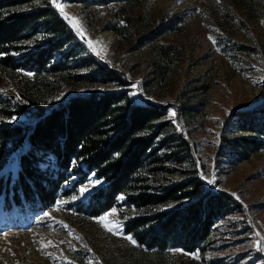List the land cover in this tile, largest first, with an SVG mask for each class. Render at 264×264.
Wrapping results in <instances>:
<instances>
[{
    "label": "trees",
    "instance_id": "16d2710c",
    "mask_svg": "<svg viewBox=\"0 0 264 264\" xmlns=\"http://www.w3.org/2000/svg\"><path fill=\"white\" fill-rule=\"evenodd\" d=\"M74 1L85 10L117 4L104 27L129 48L145 52L138 64L152 68L146 92L160 95L159 89L184 66V45L169 38L177 31L176 16L156 24L129 10L139 0ZM19 71L29 76L18 77L17 94L0 90L4 210L25 216L48 211L95 172L106 183L92 191L81 210L93 217L123 206L125 231L150 251L202 252L227 221L232 231L250 228L242 227L243 203L202 178L191 140L169 117L173 104L143 100L126 70L100 61L52 0H0V80ZM52 81L87 91L59 100ZM33 82L49 92L36 94ZM111 85L117 88L107 89ZM184 114L194 118L190 109ZM221 143L219 157L231 165L261 152L264 101L235 110L225 122ZM209 264L231 262L211 257Z\"/></svg>",
    "mask_w": 264,
    "mask_h": 264
},
{
    "label": "rangeland",
    "instance_id": "374dc122",
    "mask_svg": "<svg viewBox=\"0 0 264 264\" xmlns=\"http://www.w3.org/2000/svg\"><path fill=\"white\" fill-rule=\"evenodd\" d=\"M59 4L77 20L92 47L96 40L112 39L106 54L99 57L126 70V75L134 80L130 86L143 100L173 104L169 117L178 121L191 140L202 178L217 191L235 194L244 205L242 227L250 228L232 231L227 221L202 252L182 248L150 251L125 231L128 214L123 215V206L93 217L81 210L80 205L92 191L106 183L93 172L73 194L58 199L65 203L56 202L42 213L25 216L9 212L0 201V264H209L211 257H221L231 264H264V149L236 165L219 157L226 120L235 110L250 109L264 101V0H139L130 5L134 15L155 19L156 24L170 22L176 16L173 25L177 31L169 38L184 45L187 60L159 89L160 95L144 89L152 70L151 66L138 64L139 59L146 57L145 52L129 48L126 41L104 27L117 4L87 10L74 0H59ZM132 65L135 71L130 70ZM19 76L28 79L29 73L6 75L0 80V90L17 94ZM116 88L111 85L107 89ZM53 89L59 100L87 91L73 90L63 83H55ZM31 90L36 94L49 92L40 82H33ZM186 109L193 112L194 118L186 117ZM90 183L95 186L81 193L80 189ZM122 199L123 196L120 202ZM112 209L116 213L104 221L113 228L108 231L98 218Z\"/></svg>",
    "mask_w": 264,
    "mask_h": 264
},
{
    "label": "snow or ice",
    "instance_id": "6c2138e0",
    "mask_svg": "<svg viewBox=\"0 0 264 264\" xmlns=\"http://www.w3.org/2000/svg\"><path fill=\"white\" fill-rule=\"evenodd\" d=\"M52 2H53L54 4H56V6H57L58 8L61 9V11H63V5L57 3V0H52ZM65 16H66V18H67V14H65ZM72 19H73V21H74V26L78 27V26H79V25H78V22L75 21V18H72ZM210 39H213V41H214V38L210 37ZM214 42H215V41H214ZM89 43H92V42L90 41ZM173 115H175V113H173ZM208 182H209V183H215L214 180H209ZM95 183H100V181H96ZM94 186H95V184H91V183H90L89 185H85V186H83V187L80 189V192H81V193L89 192V191H90V188H91V187H94ZM233 195H235V194H233ZM73 199H75V197H73ZM60 203H65V201H57V204H60ZM115 213H116V209H112L111 212L106 213L105 216H102V217L98 218V222L102 223V225H103L108 231H112L113 228L109 225V223H105V222H104V221H105V217L110 216V215H114ZM61 223H62V222H61ZM65 227H67V225H65ZM127 239H129V240H131L133 243H135V241L133 240V238H132L131 236H128ZM42 243H43V242H42ZM62 243H64V241H62ZM51 244H52V242L49 241V242H48V245H51ZM48 245H45V246H48Z\"/></svg>",
    "mask_w": 264,
    "mask_h": 264
},
{
    "label": "water",
    "instance_id": "95a60500",
    "mask_svg": "<svg viewBox=\"0 0 264 264\" xmlns=\"http://www.w3.org/2000/svg\"><path fill=\"white\" fill-rule=\"evenodd\" d=\"M52 4L57 9V11H59L61 13L63 18L66 19V22L71 26V28L74 30V32L79 35L80 40L86 45V47H89L91 50H93L92 49L93 48L92 43H89L90 42L89 38H87L85 35L79 33L80 26H78V27L74 26V21L72 19V18H74L73 15L66 18L65 15L63 14V11H61V9L58 8L56 6V4H54L53 2H52ZM75 21H76V19H75ZM95 55L100 59V61H103V58L99 57L96 53H95Z\"/></svg>",
    "mask_w": 264,
    "mask_h": 264
},
{
    "label": "bare ground",
    "instance_id": "6f19581e",
    "mask_svg": "<svg viewBox=\"0 0 264 264\" xmlns=\"http://www.w3.org/2000/svg\"><path fill=\"white\" fill-rule=\"evenodd\" d=\"M63 14L64 15L67 14V17L71 16V14L70 13H67L66 11H63ZM76 22H77V20H76ZM79 33H81V34L85 35L87 38H89L87 36V34L83 33V31H82L81 28L79 30ZM111 42H112V39L107 40L106 42H104V41H102V40L99 39V40H96L94 42L93 48L96 50L98 56L100 55L101 57H103L106 54V52L108 50V47L111 44Z\"/></svg>",
    "mask_w": 264,
    "mask_h": 264
}]
</instances>
